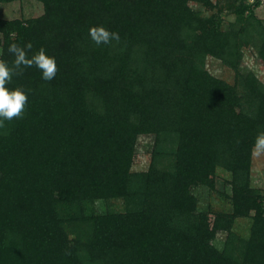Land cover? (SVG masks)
<instances>
[{
	"label": "trees",
	"instance_id": "trees-1",
	"mask_svg": "<svg viewBox=\"0 0 264 264\" xmlns=\"http://www.w3.org/2000/svg\"><path fill=\"white\" fill-rule=\"evenodd\" d=\"M33 1L40 16L0 19L9 86L28 92L0 127V264H264V188L251 185L264 84L239 70L254 39L264 65L259 0ZM224 13L235 18L226 29ZM100 25L120 39L95 44ZM11 43H31L29 56L45 48L55 78L16 68ZM208 57L234 70L233 85L206 70ZM147 135L149 165L134 172ZM219 169L231 212L199 211L192 189L214 191ZM117 200L121 211L108 205ZM237 218L251 219L247 239Z\"/></svg>",
	"mask_w": 264,
	"mask_h": 264
},
{
	"label": "rangeland",
	"instance_id": "rangeland-1",
	"mask_svg": "<svg viewBox=\"0 0 264 264\" xmlns=\"http://www.w3.org/2000/svg\"><path fill=\"white\" fill-rule=\"evenodd\" d=\"M218 2L219 0H212ZM253 3L252 0L249 1ZM191 7L198 11L202 16L209 17L215 14V10H208L198 3H191ZM42 5L33 0L15 1L11 3H0V19L2 20H28L38 17L42 14ZM255 16L260 20L264 26V0H259V6L254 10ZM223 28H227L228 23H234L235 18L232 14L224 13ZM259 42L254 39L253 44L250 45L242 56L239 64V70L242 74L252 73L257 79L264 84V65L258 58ZM1 52V48H0ZM206 70L213 76L233 85L235 83V72L233 69L225 65L218 59L208 57L205 61ZM154 137L152 136H140L136 148L135 158L132 165V171H145L150 162V155L152 150V142ZM230 180V176L227 172L219 169L217 171V179L215 181V190L211 191L205 186H199L192 189L193 194L198 201V210L207 211L212 210L214 212H231V203L229 200L230 186L227 182ZM251 185L255 188L263 190L264 188V148L255 147L252 152L251 163ZM111 204V205H110ZM111 208L121 211L123 209V203L120 200L112 201L109 203ZM107 205V206H108ZM96 209L99 213L104 212V202L96 204ZM251 219L250 218H237L233 224V232L241 238L247 239L250 232ZM226 233H218L213 244L219 250L222 249L225 241Z\"/></svg>",
	"mask_w": 264,
	"mask_h": 264
},
{
	"label": "clouds",
	"instance_id": "clouds-1",
	"mask_svg": "<svg viewBox=\"0 0 264 264\" xmlns=\"http://www.w3.org/2000/svg\"><path fill=\"white\" fill-rule=\"evenodd\" d=\"M90 36L97 45L110 44L113 40H119V33L107 29L105 26H95L90 29ZM32 44L20 46L11 43L7 51L15 57L16 68L35 65L41 70L42 78L51 81L55 78L58 68L55 56L49 55L45 48H40L35 54L29 56ZM13 69L5 60H0V127L5 120L20 117L28 101V92L22 86L10 87ZM256 147L264 148V132H260L256 138Z\"/></svg>",
	"mask_w": 264,
	"mask_h": 264
}]
</instances>
